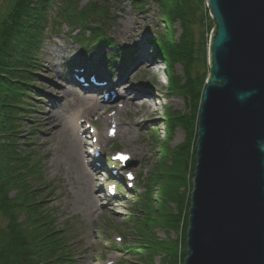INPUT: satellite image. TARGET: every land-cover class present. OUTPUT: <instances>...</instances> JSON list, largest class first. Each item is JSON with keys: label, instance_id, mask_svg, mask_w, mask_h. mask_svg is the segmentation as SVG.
<instances>
[{"label": "rangeland", "instance_id": "374dc122", "mask_svg": "<svg viewBox=\"0 0 264 264\" xmlns=\"http://www.w3.org/2000/svg\"><path fill=\"white\" fill-rule=\"evenodd\" d=\"M87 1L89 0H81L79 6ZM101 1L111 3V0ZM203 1L208 19L202 26L198 19V10L189 24L197 46H200L202 35L207 38L205 47L207 58L213 22L209 17L205 0ZM12 3L13 0H0V19L4 18ZM54 12L53 8L49 12L50 18L46 23L44 38L38 51L39 59L34 77L37 92H29V96L24 95L21 98L26 111H19L14 121L18 135L15 137L12 134L11 138L16 140V152L26 157L27 164L35 163L33 168H38V176L35 180L28 181V184L38 188L35 189V194H38L37 198L43 202L42 207L46 214H50L53 229L58 230L56 237L64 244L62 252L70 255V264H181L182 249L186 250L189 209L186 204L189 200L190 205L194 171V167L193 171L191 167L192 145L187 155L175 153L176 147L185 140L186 133L185 129L178 126L174 127L171 133L166 131L165 125L168 121L165 113L174 111L188 114L190 105L178 92L169 91L163 63L150 42V38H157L162 31L156 9L146 6L143 10H137L131 8L128 2H124L107 19L103 27L104 35L111 39L117 50L126 48L125 52L129 51V58L136 53L133 45L135 40L145 38L146 50L155 56L158 69L152 73L134 74V70L129 67L124 74L126 83L148 87L151 93L148 95L151 99H147L149 105L135 100L133 103L138 105L136 111L132 109L122 111V106L111 103L108 114L115 120L110 119L107 124H102L96 115L86 116L89 118L87 121L85 118L77 119L80 125L78 136L86 140L85 152L88 154H85V162L89 164L93 160L94 165L97 163L101 165L97 171V181H92L93 196L97 203L92 207L86 205V208L83 205L85 187L81 185L78 170L81 168L64 153L67 143L65 137L55 133L56 127L46 129L45 121L40 116L42 112L50 116L59 111L61 117L66 118L72 112L80 110L81 105H85L84 97L91 93L81 90L74 81L67 83L71 78L66 65L76 57L82 60V63H88L90 60L92 63L104 61L102 54L108 53L109 50L102 48L103 50L94 49L92 52L88 47L86 52L85 46L72 39L78 28L70 33L65 24L54 25L51 19ZM206 23L209 25L207 29ZM173 29L174 37L177 38L181 33L177 21ZM85 56L87 58L84 59ZM118 63L114 64L116 68ZM173 70L177 76L182 77L184 70L180 64H175ZM103 71L108 74V71L104 69ZM203 72L208 73L207 61L202 62L201 56L197 55L191 74L201 75ZM119 73L120 71H115L116 75ZM50 85H59L57 92L53 91ZM103 95L104 93L100 97ZM141 97L144 96L138 97L137 101L143 99ZM49 98H55L54 104H48ZM125 99L132 100V95L126 93ZM97 104L102 105L99 99ZM152 110L154 113L145 124L134 123L135 119L145 117V112L149 113ZM66 111L68 113H65ZM192 111L197 118L198 111L194 109ZM89 124L99 135L108 134L109 126L119 133L117 136L114 134L110 136L106 143L102 141L101 135H97V142H93V137L91 139L88 135L91 131ZM83 128L86 130L82 133ZM126 128L131 132L129 139L122 137V132ZM195 131L196 126L194 133ZM4 136L5 133L0 137L1 143L5 141ZM92 149L99 152V159L93 158ZM115 151L129 154L131 158L129 162L134 163L110 166V158ZM105 168L107 170L112 168L111 171L116 175H111L110 171V175L103 172ZM126 171L133 175L131 181L133 186L130 189L126 186L125 190L122 189L120 192L116 191L113 198L106 202L102 198V193L98 192L107 190V178L122 181L123 173ZM16 193L14 188L9 195L13 198ZM78 197L81 203L76 201ZM176 218H179L178 222ZM18 219L24 220L25 216L21 213ZM140 231L144 232L145 238L141 239L138 236L142 234Z\"/></svg>", "mask_w": 264, "mask_h": 264}, {"label": "water", "instance_id": "95a60500", "mask_svg": "<svg viewBox=\"0 0 264 264\" xmlns=\"http://www.w3.org/2000/svg\"><path fill=\"white\" fill-rule=\"evenodd\" d=\"M205 4L213 29L183 264H264V0Z\"/></svg>", "mask_w": 264, "mask_h": 264}, {"label": "trees", "instance_id": "16d2710c", "mask_svg": "<svg viewBox=\"0 0 264 264\" xmlns=\"http://www.w3.org/2000/svg\"><path fill=\"white\" fill-rule=\"evenodd\" d=\"M80 1L13 0L4 18L0 19V137L3 133L6 135L5 141H0V264H70V255L62 252L64 244L56 237L58 230L53 229L50 214H46L42 207L43 202L37 198L38 194H35L38 188L28 184V181L35 180L38 176V168H33L35 163L27 164L26 157L16 152V140L11 138L12 134L15 137L18 135L14 121L19 111H26L21 98L24 95L29 96V92H37L34 77L39 59L38 51L52 8L55 10L51 17L53 24H65L70 33L78 28L72 39L85 46L86 52L88 47L92 52L102 48L109 50L108 53L102 54V65L111 70L117 61L128 57L129 53L117 50L111 39L104 35L103 27L107 19L124 2H128L131 8L137 10H143L146 6L156 9L162 31L157 38H150V42L163 62L169 91L178 92L190 105L188 114L174 111L165 113L168 121L165 127L170 133L176 126L185 129V140L176 147L175 153L187 155L192 145L190 152L193 171L197 118L192 110L196 111L200 103V93L207 73L193 76L191 68L197 55L206 63L207 38L202 35L200 46H197L189 23L198 10L200 24L203 26V22H206L208 16L203 6L204 1L111 0L109 3L89 0L79 6ZM176 21L181 28L177 38L174 37L173 29ZM207 26L209 28L206 23V29ZM175 64L182 66V77L174 73ZM14 188L17 193L12 198L9 194ZM186 206L189 207V200ZM21 213L25 216L24 220L18 219ZM175 220L178 222L179 218ZM140 232L142 234L138 236L145 238L144 232ZM184 241L185 230L182 233L183 247ZM180 257V262L183 263L184 249Z\"/></svg>", "mask_w": 264, "mask_h": 264}, {"label": "bare ground", "instance_id": "6f19581e", "mask_svg": "<svg viewBox=\"0 0 264 264\" xmlns=\"http://www.w3.org/2000/svg\"><path fill=\"white\" fill-rule=\"evenodd\" d=\"M134 45V50L136 53L130 57V60H134L133 64H130L129 67L130 69L134 70V74L137 73H147V72H154L158 69L157 66V61L155 59V56L153 54H149L146 50L147 46V41L145 38H141L139 40H135ZM133 54V51H132ZM134 56V58H133ZM75 64L79 65L81 67H85L86 69H89L90 74H94L95 76L99 77L103 81H105V85L100 86V87H95L93 88L96 96H86L84 97V102L85 105H81L80 110H76L74 113L66 118L61 117L60 112L48 116L45 112L41 113V118L45 121V128L50 129L51 127H56L55 133L58 135H63L66 140V145H65V151L64 153L66 154L67 158L70 159L76 166L77 163L80 166L81 170H79V175H80V181L81 185L85 187L84 194H83V202H84V207L86 208V205L88 207H92L95 205L97 202L93 196L94 193V187L92 186V181L98 179L97 178V171L98 168L92 164L89 163L87 164L85 162V154L87 155V151L85 152V144L86 140L78 136V129L80 125L77 123L78 118H85L86 121L89 120L88 117L86 116H95L100 120L102 124H107L110 119L112 118L108 114V110L110 109L111 104H109V100H104L100 96L107 92V91H117L115 103L118 104L119 106H122V111H125V109H132L136 111L138 109V105L133 103V101L136 100V102H143V103H149L147 99L143 98L141 100L137 101V98L140 96H148L150 93V90L148 89L147 86L141 85V86H133L131 84L126 83V78H125V73L121 72L119 74L111 73L113 78L109 80L108 76L103 72L101 66L98 64V62H84L82 63L78 57L74 58ZM132 65V66H131ZM126 67V68H129ZM70 83H73L72 80H67ZM67 82V83H68ZM53 89V91H56L59 87V85H50ZM50 88V87H49ZM57 92V91H56ZM126 93H129L132 95V100H126L125 95ZM110 97V95H107ZM101 98V99H100ZM97 99H99L102 103V105L97 104ZM109 99V98H108ZM112 100L111 102H113ZM55 98H49L48 99V104H54ZM51 106V105H50ZM65 113H68L67 111ZM153 110L149 113L145 112V117L143 118H138L137 120H134V123L138 124H145L152 116ZM115 120V119H114ZM141 120V121H140ZM108 127L107 132L109 131ZM86 129H82V133ZM118 131L115 130L114 136L118 135ZM108 134H100L102 141L106 143V141L110 138ZM99 134L94 132L95 140H98ZM131 135L130 129L126 128L122 132V137L124 139H129ZM48 137V136H47ZM126 155H129L125 153ZM128 160L130 161L131 158L128 157ZM93 162V161H91ZM79 181V180H78ZM97 181V180H96ZM100 186V185H99ZM97 186V187H99ZM87 188V190H86ZM76 201L78 203H81V199L78 197L76 198Z\"/></svg>", "mask_w": 264, "mask_h": 264}]
</instances>
